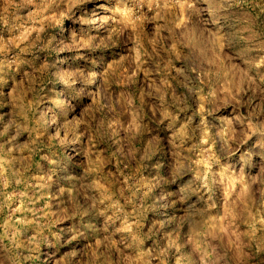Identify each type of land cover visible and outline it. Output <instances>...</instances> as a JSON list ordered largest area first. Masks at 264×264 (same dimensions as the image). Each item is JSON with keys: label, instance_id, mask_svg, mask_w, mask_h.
Instances as JSON below:
<instances>
[{"label": "rangeland", "instance_id": "rangeland-1", "mask_svg": "<svg viewBox=\"0 0 264 264\" xmlns=\"http://www.w3.org/2000/svg\"><path fill=\"white\" fill-rule=\"evenodd\" d=\"M197 7L190 55L137 0H0V264H264V150L200 138L264 102V0Z\"/></svg>", "mask_w": 264, "mask_h": 264}, {"label": "clouds", "instance_id": "clouds-1", "mask_svg": "<svg viewBox=\"0 0 264 264\" xmlns=\"http://www.w3.org/2000/svg\"><path fill=\"white\" fill-rule=\"evenodd\" d=\"M205 2L209 4V11L213 12L212 19L215 20V9L217 7L223 8L224 4L227 3L229 11H231V5L241 3V0H205ZM137 3H147L149 8L155 7L158 9L155 18L165 21L164 28L169 32V36L166 38L170 45L167 49L168 51L175 52L177 45H180L188 48L190 55L197 49L201 51V54H204V47H206L205 38L202 32H198L199 16L202 11L197 7L200 0H137ZM173 8H178L180 15L175 16L171 21L172 26L168 27V14L172 12ZM212 35L215 36L216 34ZM220 39V37H216V40L213 41L217 47H222L219 43ZM250 41L253 47L258 50L259 55L258 59L249 61V63L257 70L264 69V34L252 33ZM160 42L163 43V40ZM197 70L198 65L191 68L192 72H196ZM224 91L233 100L235 108L242 107L235 100V97L232 96L231 91L227 89ZM239 91L241 89L237 88V94ZM148 95L151 94L149 93ZM163 97L164 93L161 91L159 102L164 107L163 115H167V105L164 104ZM215 99L216 92H210L209 102L212 103ZM200 115L201 117L208 115L212 118L211 125L204 123L200 128L201 142L207 143L208 141H212L217 144L222 155H228L231 152L233 143H239L242 146L249 141H253L254 147L264 150V102L249 111L247 115L241 113L238 116L234 115L232 119H226L222 115H217L213 109H206ZM237 126L242 129V132L239 134L236 132ZM11 127V124H6L0 135L7 134ZM238 135L241 137L239 140H237ZM11 151L10 149L7 154L0 152V173L3 172L5 165L10 164V161L5 156L10 155ZM194 180L197 184V194L207 192L210 190V184L216 180V173L211 172L210 169H203L194 177ZM259 195L261 203L264 204V191H261Z\"/></svg>", "mask_w": 264, "mask_h": 264}, {"label": "bare ground", "instance_id": "bare-ground-1", "mask_svg": "<svg viewBox=\"0 0 264 264\" xmlns=\"http://www.w3.org/2000/svg\"><path fill=\"white\" fill-rule=\"evenodd\" d=\"M65 79H66L65 80L66 85L69 86L72 83V79L69 78V77H66ZM61 103H62V105H65V101L64 100H62Z\"/></svg>", "mask_w": 264, "mask_h": 264}]
</instances>
